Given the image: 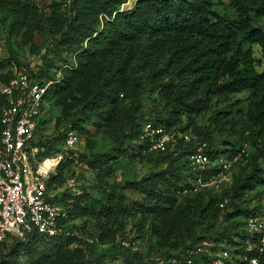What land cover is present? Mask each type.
I'll list each match as a JSON object with an SVG mask.
<instances>
[{"label":"trees","instance_id":"16d2710c","mask_svg":"<svg viewBox=\"0 0 264 264\" xmlns=\"http://www.w3.org/2000/svg\"><path fill=\"white\" fill-rule=\"evenodd\" d=\"M1 1V10L9 6V36L20 35L24 45L31 43L32 33L39 30L34 20L40 11L37 5L33 0ZM60 1H54L45 14L44 24L52 40L40 57L43 68L37 72V77L46 80L53 78L51 69H58V62L71 66L61 70V80L47 91L51 104L59 108L61 119L72 112L84 121L96 117L116 145L127 131L129 144L122 149L124 156L146 160L158 155L164 167L139 180L106 186L103 180L112 174L109 159L102 154H81L85 166L95 171L100 198L90 196L84 188L77 195H55L52 200L68 211L67 235L26 237L10 248L8 257L23 252L27 264H86L84 250L75 244L80 240L72 227L76 221H93L99 229L96 244L119 248L128 264H147L141 253L115 244L116 239L125 238L119 219L136 215L149 221V233L155 239L147 253L153 247L165 258H179L203 240L228 246L229 238L235 235L241 246L232 254L253 256L244 251L242 220L260 214L262 208H237L234 199L263 184L257 161L264 158V71H257L259 61L254 55L256 51L264 61V0H137L129 11L119 10L126 0H68L66 15L58 12L64 4V0ZM33 49L29 47L30 54ZM67 55L72 56L67 59ZM9 62L15 68L28 63L11 51L6 63ZM11 76L12 72L0 75V83L6 84ZM244 92L248 94L245 126L237 134V146L244 141L254 149L249 156L251 170L219 196L205 192L177 194L187 186L182 160L187 148L180 149L178 145L164 154L141 155L136 151L140 127L146 122L180 132L190 126L193 136L213 147L212 131L225 116L214 112L215 118L212 116L207 128L197 127L189 119L207 111L213 99ZM141 101L151 104L147 115ZM58 122L59 119L56 125ZM226 147L229 148L215 149L211 154L232 156L240 149ZM56 177L47 179V188ZM125 191L139 199L125 204ZM177 199L183 201L185 214L172 208ZM223 199L229 200V208H218ZM228 209L231 211L221 216L218 238L196 234L202 222L216 220L220 211ZM143 221L137 225L138 230L143 228ZM1 259L0 264H10L4 257ZM95 262L103 264L100 259ZM192 264L210 262L201 257L193 259ZM258 264H264V253L258 256Z\"/></svg>","mask_w":264,"mask_h":264},{"label":"built area","instance_id":"2783aa9c","mask_svg":"<svg viewBox=\"0 0 264 264\" xmlns=\"http://www.w3.org/2000/svg\"><path fill=\"white\" fill-rule=\"evenodd\" d=\"M56 66L58 69H51L53 78L37 77V72L43 68L40 55H37L28 61L26 67L14 68L6 84L0 83V243L7 237L47 239L67 235V208L52 200L54 195L48 193L46 186L47 179L55 176L61 155L57 153L51 158L36 159L35 136L39 119L45 108L51 105L47 91L61 80V70L71 67L61 62ZM61 133V149H74L77 135L71 125H65ZM135 144L141 155L164 154L175 150L178 145L180 149L187 148L182 156L187 186L177 191L179 196L203 192L219 196L232 185L241 159L240 150L232 156L212 155L215 148L208 147L191 132L165 129L149 122L140 127ZM55 158L57 161L53 164ZM262 197L264 199V195ZM224 206L230 207L229 200L223 199L218 204L220 209ZM242 231L245 234L244 251L253 253L251 257L231 254L224 243L215 245L203 240L179 258H165L151 250L144 259L147 264H192L193 259L201 257H206L210 264H258V256L264 253V212L244 217ZM115 244L137 252L125 238L116 239Z\"/></svg>","mask_w":264,"mask_h":264},{"label":"rangeland","instance_id":"374dc122","mask_svg":"<svg viewBox=\"0 0 264 264\" xmlns=\"http://www.w3.org/2000/svg\"><path fill=\"white\" fill-rule=\"evenodd\" d=\"M11 2V0H6ZM39 8V13L35 16V25L39 27L38 31L32 33L31 43L24 45L22 37L9 36L8 24L9 13L6 11L9 6H6L5 10L0 8V65L4 64L0 68V75L8 72H12L15 68L12 62L6 63L9 57V51L16 54L17 58L29 61L31 58L37 55L44 54L45 50L49 48L51 43V37L49 36L46 25L44 24L45 14L50 11L51 4L61 2L60 0H33ZM137 0H126L119 7L120 11H129ZM9 2V3H10ZM59 7L58 12L63 15L67 14V3L68 0L63 1ZM0 4L2 1L0 0ZM264 25V21H262ZM34 47L33 54L29 53V47ZM72 55H67L66 58H71ZM257 58L259 64L257 65V71H264V61H261L259 55L255 51L254 58ZM248 100L247 93H240L231 95L228 98L213 99L210 103L207 111L201 113L197 117H191L189 120L197 127H210V121L215 118L214 112H219L225 117L220 120L212 136L214 139V148L223 149L232 148L239 149L241 156L240 162L235 170L234 180H241L243 177L248 176L250 172L249 156L254 153V149L249 145H238V133L244 129V112L246 103ZM141 107L145 115L148 114L151 104L140 102ZM59 119L56 125V120ZM74 126L75 133L77 135V144L74 149L66 151L61 149L60 139L62 130L65 125ZM185 124V119L182 121V126ZM80 130V131H78ZM190 126L186 131L190 132ZM128 132L124 131L123 135L118 140V145L115 144L114 138L106 133L104 124L99 121L96 117L92 116L89 120L84 121L79 114L74 112L70 113L69 117L61 119L59 115V108L53 104L48 105L45 108L44 113L39 119V129L35 136V141L38 142L39 147L36 149V159L51 158L57 153L61 155V161L55 169V176H57L54 182L47 188L48 193L57 194L68 193L71 195H77L80 193V188H84L85 191L94 198H100V185H97L95 179V171L89 170L80 158L83 154L88 156L89 154H102L109 159V165L112 169V174L103 180L106 186L117 183L122 184L125 181H135L142 177L159 172L164 164L159 160L158 155H153L146 160L129 159L124 156L122 149L128 147ZM240 143V141H239ZM88 145V146H86ZM41 148V150H40ZM58 150L57 152H54ZM170 152V151H167ZM57 159L53 160L55 164ZM258 168L260 169V177L262 178L263 184L256 185L248 191H244L239 197L236 196L234 204L237 208L251 209L252 206H259L264 212V158L257 161ZM126 196L125 204L130 205L134 200L139 199L138 196L131 192L125 191ZM257 195V196H256ZM256 196V197H254ZM262 199V200H261ZM202 201V200H201ZM184 203L181 199L175 200L174 210L182 211L184 214L186 211L183 209ZM234 208V207H233ZM220 211L221 215L216 220L202 222V224L196 229V234L199 236H209L210 238H218L222 227L221 216L223 212ZM220 218V219H219ZM143 221L139 215L133 217H127L119 219V222L123 225L122 231L126 242L131 241V244L136 248L137 252L141 253L144 257L147 256V247L151 248L153 245L154 238L149 233V221H143V228L137 229V225ZM86 223H80L79 221L74 222L72 227L74 233H76L80 242L81 249L84 250L86 256V264H96L95 260L101 261L103 264H128L124 258V252L119 248L109 249L106 245L96 244L94 238L99 234V229L96 227L93 221H85ZM148 222V225H147ZM207 224V225H206ZM142 225V224H141ZM205 225L207 229L204 230ZM118 234H120L118 232ZM24 239L7 238L3 244L0 245V262L4 257L5 262L10 264H27L23 252H20L16 257H8L9 250L16 242H22ZM95 240V241H94ZM240 239L238 236L232 235L228 240V246L225 248L232 254L234 250L240 248ZM99 242V241H98ZM78 246V245H77ZM71 245L70 248H73ZM151 250H155L152 247ZM235 255V254H234ZM98 256H102L97 258Z\"/></svg>","mask_w":264,"mask_h":264}]
</instances>
